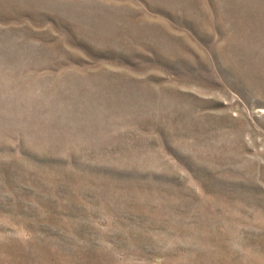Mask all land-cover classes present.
<instances>
[{"label": "rangeland", "instance_id": "1", "mask_svg": "<svg viewBox=\"0 0 264 264\" xmlns=\"http://www.w3.org/2000/svg\"><path fill=\"white\" fill-rule=\"evenodd\" d=\"M0 264H264V0H0Z\"/></svg>", "mask_w": 264, "mask_h": 264}]
</instances>
